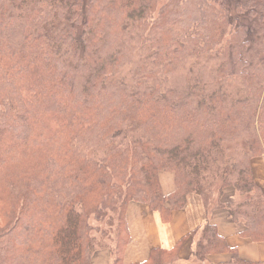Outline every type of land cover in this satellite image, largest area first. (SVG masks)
<instances>
[{
  "label": "trees",
  "instance_id": "trees-1",
  "mask_svg": "<svg viewBox=\"0 0 264 264\" xmlns=\"http://www.w3.org/2000/svg\"><path fill=\"white\" fill-rule=\"evenodd\" d=\"M263 140L264 0H0L8 264H90L108 213L135 201L167 221L191 193L206 220L188 264L219 252L231 253L222 264H264L240 259L209 221L226 208L242 237L264 241L251 169ZM160 170L174 173L168 195ZM228 186L236 198L223 203ZM124 234L111 264H123ZM180 246L140 264L176 263Z\"/></svg>",
  "mask_w": 264,
  "mask_h": 264
},
{
  "label": "crops",
  "instance_id": "crops-1",
  "mask_svg": "<svg viewBox=\"0 0 264 264\" xmlns=\"http://www.w3.org/2000/svg\"><path fill=\"white\" fill-rule=\"evenodd\" d=\"M251 169L255 183L264 194V154L251 160ZM158 180L164 195L174 191L175 184L171 173L161 172ZM232 197L230 191L229 195H224V201ZM125 217L129 241L123 252V264L143 263L152 250L170 251L179 242L181 246L178 250L177 262L190 263L194 246L192 233L200 229L206 220L202 200L195 193L188 194L184 206L173 210L167 221L162 219L158 211L151 210L147 204L135 201L128 203ZM209 218L210 223L216 227L217 233L228 247L236 250L240 259L252 263L264 262V241L255 242L242 237L240 233L243 225L232 222L226 208L214 210ZM230 259L229 252L207 254L209 264H222ZM91 264H111V260L107 252L99 251L92 256Z\"/></svg>",
  "mask_w": 264,
  "mask_h": 264
},
{
  "label": "rangeland",
  "instance_id": "rangeland-1",
  "mask_svg": "<svg viewBox=\"0 0 264 264\" xmlns=\"http://www.w3.org/2000/svg\"><path fill=\"white\" fill-rule=\"evenodd\" d=\"M228 1L232 2L233 0H228ZM160 5L161 4H158V7H160ZM226 146H228L233 151L235 148V143L226 144ZM263 146H264V140H263ZM263 154H264V152H263ZM263 154H261V155H263ZM261 155H259V156H261ZM256 157H258V156H256ZM161 172L171 173L173 175V178H174L173 171L160 170L157 172V180H158V176ZM158 182H159V180H158ZM174 184H175V182H174ZM159 185H160V183H159ZM160 189H161V187H160ZM229 190L232 191L233 197L228 201H224V195L230 194ZM235 198H236V195H235V191L233 190V188L231 186L224 187V189L222 191V195L220 197L221 202L227 203L231 200H234ZM130 202H132V201H128L126 204L128 205V203H130ZM127 205H126V207H127ZM217 209H220V208H217ZM214 210H216V209H214ZM125 211H126V208H125ZM213 211H211V212H213ZM93 217H94L93 214L88 216L89 223H91V224H95V222H94L95 219ZM108 217H111V218L110 219L103 218L102 220H99L97 223L99 226H98V228H96V231H94V235L96 236L95 239H96V243H97L98 248L95 249V251L93 252V255L99 251H105L108 253V256L112 262V259H114V257L118 255V252L113 251L114 246L116 245L117 242H118L119 246H123V243H124V238H125L124 231H125V227H126V225H125L126 217H125V213L123 215V213L119 212V211H117L116 213H113V214L108 213ZM2 240H3V237L0 238V264H8L7 258L5 256V252L1 249V241ZM91 259H92V257H91ZM166 261H168V260H164L163 255L158 254V255L154 256V259L152 262H149L147 264H168V262H166ZM90 264H91V260H90ZM171 264H180V263L176 262V263H171Z\"/></svg>",
  "mask_w": 264,
  "mask_h": 264
}]
</instances>
